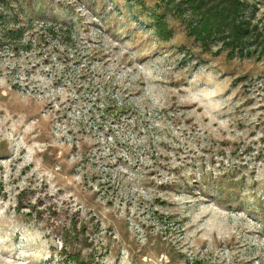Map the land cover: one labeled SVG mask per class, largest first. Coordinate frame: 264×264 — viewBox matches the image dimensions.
<instances>
[{"label": "rangeland", "instance_id": "1", "mask_svg": "<svg viewBox=\"0 0 264 264\" xmlns=\"http://www.w3.org/2000/svg\"><path fill=\"white\" fill-rule=\"evenodd\" d=\"M236 3L244 56L159 0H13L15 40L0 7V264H264V0Z\"/></svg>", "mask_w": 264, "mask_h": 264}, {"label": "trees", "instance_id": "2", "mask_svg": "<svg viewBox=\"0 0 264 264\" xmlns=\"http://www.w3.org/2000/svg\"><path fill=\"white\" fill-rule=\"evenodd\" d=\"M162 2H167L173 6V9L180 12V7L184 8L188 6L194 12L199 14V19L196 22L192 21L189 23L191 29L190 33L200 40L203 44L208 45V39L211 36L221 37L226 34V37H230L231 42L227 43L231 47V54H238L239 56H244L249 51H245L243 46L245 44V39L241 35L242 31L247 29V25L244 20L240 19V9L236 2L238 0H223L217 1L215 3L208 4V0H180L182 5L178 7V4H172L175 0H159ZM13 0H1L0 7L5 5V9L8 10V14L1 16L3 19L2 24L8 23L11 27L7 28L3 37L6 39H19L24 34L25 29H29L34 26V19L28 18L25 21L19 17L22 10L15 8L12 5ZM40 29L50 30V33L54 35L57 32V24H47L42 23ZM43 32V31H42ZM40 32V33H42ZM43 34L40 35L42 37ZM223 40V38H220ZM264 46V41L261 42ZM15 47V46H14ZM16 48V47H15ZM69 258L74 260L76 264H97V261H85L84 259H78L77 256L73 254L68 255Z\"/></svg>", "mask_w": 264, "mask_h": 264}]
</instances>
